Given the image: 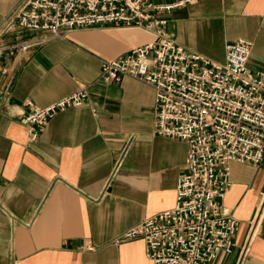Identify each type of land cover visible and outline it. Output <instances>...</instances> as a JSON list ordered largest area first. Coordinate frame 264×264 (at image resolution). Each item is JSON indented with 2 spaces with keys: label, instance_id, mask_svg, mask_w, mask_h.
Instances as JSON below:
<instances>
[{
  "label": "crops",
  "instance_id": "1",
  "mask_svg": "<svg viewBox=\"0 0 264 264\" xmlns=\"http://www.w3.org/2000/svg\"><path fill=\"white\" fill-rule=\"evenodd\" d=\"M22 1L0 0V28ZM161 16L180 45L218 62L227 42L250 40L249 67L264 71V0H198ZM39 35L12 26L1 41ZM153 40L140 28L76 29L1 60L0 264H153L143 238L115 239L175 205L189 145L156 134L153 87L100 78L103 59ZM82 86L87 103L58 112L30 141L26 100L46 106ZM231 167L222 207L239 220L236 246L211 264H264V159Z\"/></svg>",
  "mask_w": 264,
  "mask_h": 264
},
{
  "label": "built area",
  "instance_id": "2",
  "mask_svg": "<svg viewBox=\"0 0 264 264\" xmlns=\"http://www.w3.org/2000/svg\"><path fill=\"white\" fill-rule=\"evenodd\" d=\"M198 0L157 4L152 0H23L0 28V62L76 29L102 26L140 28L152 42L113 59H103L100 78L132 77L154 88L155 132L188 143L186 170L180 175L175 205L148 216L115 239L141 237L153 264H211L236 246L239 220L222 207L232 187V162L264 159V71L251 70L253 43H226L224 62L180 45L161 16ZM12 26L41 32L27 40L2 42ZM82 86L46 106L26 100L21 122L30 141L40 138L60 111L87 103Z\"/></svg>",
  "mask_w": 264,
  "mask_h": 264
}]
</instances>
